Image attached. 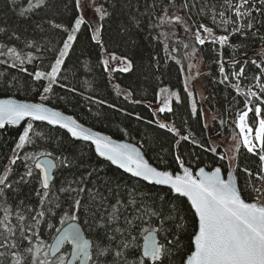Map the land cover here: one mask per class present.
<instances>
[{"label":"snow or ice","instance_id":"obj_1","mask_svg":"<svg viewBox=\"0 0 264 264\" xmlns=\"http://www.w3.org/2000/svg\"><path fill=\"white\" fill-rule=\"evenodd\" d=\"M9 3L18 17L31 20L39 16L40 22L35 25L36 28L43 31L46 24L66 38H63L58 52L46 49L55 55L48 70H40L37 65L36 70L30 72L24 65L33 63L35 57L31 49L40 51L39 47L35 41L27 40L24 47L29 51L24 53L18 50L12 46V41H19L20 36L15 30L10 32L8 28L0 27V33L8 41L0 43V57H4L0 59V65L11 61V68L27 72L30 80L40 82L37 87L43 88L40 103L0 100V129L5 125L19 124L25 118L29 121L15 142L13 155L7 157L8 165L3 166L0 173V264H167L183 247L181 235L186 232L184 221L187 217L181 215L182 209L178 205L173 204L167 196H162L157 206L155 197L134 189L127 190L128 200L124 203L118 183L112 187L105 185L108 195H103L92 179L97 175V170L89 169L83 162V156L77 160L72 158L75 153L63 155L68 151L63 141L60 145L61 155L57 156L47 151L30 153L26 150V145H35L38 140L46 138L45 134L33 128L31 121L59 125L71 137L91 141L100 157H106L133 176L157 185L170 186V192L187 197L192 215V231L187 233L191 250L186 258H182L181 264H264V0H222L219 5L210 7L205 3L197 12V20L188 15L197 7L196 3L189 4L188 0H143V10L141 0H72L71 7L66 0H26L25 5L17 4V0H9ZM180 9H184L185 13L181 14ZM200 17L209 18L213 26L199 22ZM109 24L115 25V36L110 39L118 44L123 43L128 52L117 55L116 51H109L107 42L102 38V29L107 31ZM145 27L149 30L146 38L151 37L163 45L165 64L169 60L177 65L182 63L177 59L182 45L183 59L188 61V69L199 68L194 61L197 56L201 61L204 57L197 46H205L206 42L213 45L212 51L217 55L219 51L216 45L231 48L229 37L234 34L244 38L242 44L251 38V43L258 41L261 45L260 62L251 60V64L259 69V73L253 77L257 81L258 91L249 89L244 94V110L237 111L235 115L234 125L239 132L233 146L234 155L226 157L224 153H219V161H214L218 166L211 171L206 172L199 167L193 174L191 166H185L182 155L175 157L182 175L165 170L166 164L165 169H158L145 161L135 146L114 143L109 137L92 132L71 116H65L43 103L49 100V94L54 92L53 86L59 83L61 65L65 63L64 58L69 55V49L79 33L90 30V40L100 49V63L105 71L127 73L134 68L131 49L137 44L133 36L137 31L144 32ZM178 27L189 35L190 42H170ZM220 27L225 28L226 34L214 31V28ZM253 51L256 52L255 49ZM152 59L160 63L155 56ZM113 62L116 67L111 66ZM215 62L223 75V64L219 60ZM232 62H236L235 56ZM238 67L239 72L230 74L237 79L246 72L243 63ZM184 71V67H180V74ZM199 75L197 71L196 76ZM194 79L192 75L185 77L183 92L192 101V114L204 121L203 110L197 112L194 90L188 86L189 81ZM228 80L229 75H223L220 82ZM18 83L13 81L14 85ZM27 86L31 87V84ZM60 87L65 85L60 84ZM232 87L239 91L238 85ZM161 92L168 93L162 100L163 106L159 108L161 113L173 110L169 102L171 98H175L177 103L182 101V96L176 91L164 88ZM159 96L158 93L157 98ZM98 103L104 104L105 101ZM137 119L142 117L137 116ZM212 119L215 122L217 117L213 116ZM226 123L220 118V126ZM159 127L168 128L179 135L176 128L165 123H159ZM203 127L211 143L212 135L218 133L213 132L212 124L208 122H204ZM180 139L187 141L190 137L180 136ZM192 143L205 151L217 153L216 146L206 147L204 142L195 139ZM241 150L258 157V170L240 168L238 163L234 164ZM226 159L229 167L226 169L227 179H224L222 170L225 169L223 161ZM233 167L236 168L235 173ZM21 168L23 171H20ZM73 168L82 174L57 186L53 180V169L67 171ZM240 180L243 183L238 186ZM111 183L108 182L109 185ZM30 185H35L32 196L37 203H26L23 199L15 202L17 194ZM110 199L114 203H110ZM129 206L133 210L126 214ZM57 217L59 227L54 222ZM122 218L123 224L120 223ZM82 224L92 230L93 239L86 238ZM145 224L147 227L143 226ZM46 229L52 230L51 244L44 239ZM139 235L144 236L142 246L138 244ZM157 236H160L159 240ZM170 236L172 239H169Z\"/></svg>","mask_w":264,"mask_h":264},{"label":"trees","instance_id":"obj_2","mask_svg":"<svg viewBox=\"0 0 264 264\" xmlns=\"http://www.w3.org/2000/svg\"><path fill=\"white\" fill-rule=\"evenodd\" d=\"M66 2L69 7L72 6V0H66ZM178 2H182V0H178ZM188 2L189 4L196 3L197 7L192 9L188 15H191L193 20H197V12L201 6L205 3L209 7L213 4L219 5L222 0H188ZM17 4L25 5L26 0H17ZM141 10H143V0H141ZM180 12L184 14L185 10L180 9ZM39 22V16L33 17L31 20L18 17L9 0H0V27H6L10 32L15 30L20 36L19 41L13 39L12 46H16L18 50H23L26 53L29 49L24 47L25 42L33 40L40 49V51L31 49L35 59L32 64L24 65L30 72H34L37 65L40 70L48 69L55 55L53 51H46V49H55L58 52L63 43V38H66L61 33L50 29L46 24L43 25L44 30L41 31L35 27ZM199 22H203L209 27L213 26L212 21L206 17H200ZM106 28L107 31L102 29V38L107 42L109 51H116L117 55L128 52V48L123 43L118 44L110 39V37L115 36V25L109 24ZM148 31L145 27L144 32L137 31L133 36L137 44V47L131 49L134 57V68L127 73L105 71L103 64L100 63V49L95 42L90 40V30L79 33L78 39L73 42L72 48L69 49V55L64 58L65 63L61 65L59 83L53 86L54 92L49 94L50 98L45 102L74 115L78 120L95 129L106 132L113 137L124 138L139 144L146 158L157 167L165 169L166 164V169L175 172L180 168L175 157L182 155L186 165L191 166L192 169L200 166L212 168L218 165L214 161H219V153L225 154V149L220 143L214 144L212 137L211 143H209V134L204 131L203 127L204 121L199 120L198 115L192 114L191 101L183 92L184 73L180 74L179 72L180 67H184L182 45L181 52L177 56V59H180L182 63L177 65L175 61L169 60L165 64L163 45L157 40H152L151 37L146 38ZM214 31L219 34H226L224 27L214 28ZM229 40L232 45L231 48L228 46L219 48V45H216L219 55L212 51L213 45L211 43L206 42L205 46H197L198 50L202 52L204 57L202 62L206 67L201 80L205 99L197 102V112L199 113L201 104L210 109L214 108L218 118L215 122L212 120L208 123L212 124L213 132L218 134L212 136L226 140L234 137L235 132H237L234 125L236 112L244 110L245 92L241 88L247 87L248 90L258 91L257 81L253 77L259 73V69L251 64V60L256 59L258 63L261 60V45L258 41L253 44L249 38L242 44L241 41L244 38L235 34L230 36ZM7 42L4 34L0 33V43ZM170 42L179 44L180 41L171 38ZM253 49L256 50L255 53ZM237 53L239 55H236ZM154 56L156 60L160 61L159 64L152 59ZM233 56H235V63L232 62ZM0 59H4V57H0ZM216 60H219L224 66L223 75H229V80L224 83L220 82L223 75L219 71ZM10 63L11 61L9 64L0 65V96L38 100L43 92L42 87H37L40 82L31 81L27 72L22 73L18 69L11 68ZM240 63L244 64L246 72L244 76L237 79L230 74L239 72L238 64ZM4 77L7 79L5 80ZM13 81H19V83L14 85ZM44 83L46 84V81ZM27 84H31V87H28ZM60 84L65 85V87H60ZM232 85H238L239 91ZM164 88L179 93L182 96V101L177 103L175 98H171L170 104L173 110L161 113L159 110L154 111L152 106L157 101L158 92ZM71 89H75V91H71ZM126 93H131V95ZM100 100L105 101V103H98ZM109 105H115V107H109ZM121 109L123 111H120ZM137 116L142 117V119H137ZM220 118L226 120L227 123L220 126ZM158 122L176 128L179 135L170 132L168 128H160ZM28 123L29 121L18 127L5 125L3 129H0V173L3 171V166L8 163L7 157L11 156L19 134L23 132ZM31 123L33 128L37 132L45 134L46 138L38 140L35 145H26V150L30 153L47 151L52 152L53 156H57L61 155L60 145L63 141L64 148L68 149V151L63 152V155H68L69 152L75 153L72 158L77 160L83 156V162L88 168L97 170V175H94L92 179L96 181V187L103 195H108V189L105 185L112 187L118 183L121 199L124 203H127L128 200L127 190L134 189L138 193L143 192L155 197L157 206L160 202L159 198L162 196H167L173 204L178 205L182 209L181 215L187 217L184 221L186 232L181 235L183 247L167 264H181L182 258H185L191 250L187 233L192 231V215L191 207L185 198L173 194L169 188L146 183L119 170L108 161L99 158L89 143L71 138L67 132L60 128L51 127L42 122ZM180 136H189L190 139L184 141L180 139ZM193 139L204 142L206 147L216 146L217 153L199 148L192 143ZM223 163L225 169L222 171H226L229 167L227 159ZM235 163H238L240 168L248 167L254 171L258 170L259 167L258 157L247 153L246 150L240 151L238 161H234ZM233 170L235 173L236 168L233 167ZM20 171L23 169L21 168ZM80 174L82 172L76 168L67 171L54 169L53 180L59 186L65 180H71ZM109 181L112 182L111 185L108 184ZM241 183H243L242 180L238 181V186ZM89 186L92 185L89 184ZM34 188L35 185L25 186L17 194L15 202L23 199L26 203H37L35 197L32 196ZM30 197L31 199H29ZM109 202L114 203V200L110 199ZM145 203L150 204L151 202L145 201ZM132 210V206H129L126 214H130ZM58 220L59 217L54 222L59 227ZM120 223L123 224V218ZM143 226L147 227L146 224ZM42 227L46 228L43 225ZM82 229L89 239H93L92 230L87 225L82 224ZM52 235V230L46 229L44 239L47 244L52 241ZM157 238L159 240L160 236ZM169 239L172 237L170 236ZM142 240L143 235H139V245L142 244Z\"/></svg>","mask_w":264,"mask_h":264},{"label":"rangeland","instance_id":"obj_3","mask_svg":"<svg viewBox=\"0 0 264 264\" xmlns=\"http://www.w3.org/2000/svg\"><path fill=\"white\" fill-rule=\"evenodd\" d=\"M173 40H177V41H184V42H190V37L189 35H186L183 28L182 27H178L176 28L175 30V36L172 37ZM63 45V43H62ZM61 45V47H62ZM195 63H198L199 64V68H192V69H188V61L187 60H184V79L185 77L189 76V75H192L195 77L194 81H189V87L190 88H193L194 90V101L197 105V102L198 101H201V97H204L205 96V91H204V88H203V85H202V75L203 73L205 72V64L200 60L199 56L196 57V60L194 61ZM112 67H116L117 65L115 64V62L112 63L111 65ZM49 69V68H48ZM46 69V70H48ZM199 71L200 75L199 76H196V72ZM47 83V81H46ZM242 91H244L245 93L248 91V88H241ZM160 94L159 98H157V101L154 105H156L158 108L162 107L163 104H162V100L168 95L167 92H161L159 91L158 92ZM43 94V92H42ZM41 94V95H42ZM41 95L40 97L38 98V101L42 102L41 101ZM191 101V100H190ZM170 102V101H169ZM191 104H192V101H191ZM203 110L204 112V122H210L212 121L213 119V116H216L218 118V115L216 113V110L214 108L210 109L208 108L207 106L205 105H202L200 106V110ZM238 132L239 130L237 129V132H235V135L234 137H232L231 139H222V138H218V137H214L212 136V139H213V143H220L222 144V146L224 147L225 149V155L227 157H232L233 155V146L234 144L236 143V137L238 135ZM15 148V147H14ZM13 155V152L12 154ZM8 165V163H7Z\"/></svg>","mask_w":264,"mask_h":264},{"label":"water","instance_id":"obj_4","mask_svg":"<svg viewBox=\"0 0 264 264\" xmlns=\"http://www.w3.org/2000/svg\"><path fill=\"white\" fill-rule=\"evenodd\" d=\"M4 99H13V100H17V101L25 102V103H40V101H38V100H26V99H22V98H17V97H15V96H0V100H4ZM43 103H45V105H46L47 107H49V108H53V109L56 110V111H60V112H61L63 115H65V116H71L74 120L77 121V123L83 125V127H85V128L90 129L92 132H99V133H101V135H104V136L109 137L114 143H118V144H130V145L135 146V147L140 151V153H141V155H142V157H143V159H144L145 161H147L150 165H152V166H154V167H157V166H155L154 164H152V163L146 158V156L144 155V152H143V150H142V148H141V146H140L139 144H137V143H135V142H133V141H130V140L124 139V138H116V137H113V136L109 135V134L106 133V132H103V131H100V130H98V129H95V128H93V127H91V126H89V125H87V124L81 122V121L78 120L75 116H73L72 114H70V113H68V112H65V111L61 110L60 108H57V107H55V106H52V105L48 104L47 102H43ZM26 121H28V118H25L24 120L20 121L19 124L11 125V126H16V127H18V126L24 124ZM32 122H42V123L47 124L48 126H51V127H57V128H60V129L64 130L65 132H67L66 129L61 128L59 125H49V124L47 123V121H32ZM67 133H68V132H67ZM68 135L71 137L70 133H68ZM71 138H73V139H75V140H79V141H83V142H87V143H89V144L92 146L93 151L95 152V145H93V144L91 143V141H84V140H82L81 138H74V137H71ZM95 154H96L99 158L108 161L111 165H113L114 167L118 168L119 170H121V171H123V172H125V173H127V174H129V175H131V176H133L131 173H128V172H126L124 169L120 168L119 165L112 164L111 161L107 160L106 157H100V156L98 155V153H96V152H95ZM41 158H42V157H41ZM185 166H187V165H185ZM216 166H218V165H216ZM216 166H214V167H216ZM200 167H203V168L205 169L206 172L211 171V170L214 168V167H212V168H206L205 166H200ZM157 168H158V169H163V168H160V167H157ZM198 168H199V167H198ZM198 168L193 169V174H195V172L198 171ZM53 170H54V169H53ZM165 170H169V169H165ZM232 170H233V169H232ZM169 171H171V170H169ZM171 172H172V171H171ZM233 172H234V170H233ZM173 173H174V174L179 173V174H181V175L183 174L182 169H180V168H179V170H177V171H175V172H173ZM133 177H135V176H133ZM222 177H223L224 179H227L226 171H225V172L222 171ZM135 178L144 181L141 177H135ZM144 182L149 183V184H154V183H150V182H148V181H144ZM155 185H157V184H155ZM159 186H163V187H166V188H169V189H170V186H167V185H159ZM172 193H173V192H172ZM173 194H175V195H179V194H176V193H173ZM179 196H180V195H179ZM181 197L185 198V199L187 200L188 204L190 205V201H188L187 197H184V196H181ZM190 207H191V205H190ZM65 226H66V225H65ZM86 238H88V237H86ZM157 239H158V238H157ZM51 243H53V240L50 242V244H51ZM143 243H144V236H143V240H142V244H141V246L143 245ZM189 253H190V252H189ZM189 253H188V254H189ZM188 254H187V255H188ZM187 255H186V257H187ZM186 257H185V258H186Z\"/></svg>","mask_w":264,"mask_h":264},{"label":"bare ground","instance_id":"obj_5","mask_svg":"<svg viewBox=\"0 0 264 264\" xmlns=\"http://www.w3.org/2000/svg\"><path fill=\"white\" fill-rule=\"evenodd\" d=\"M74 116V115H73Z\"/></svg>","mask_w":264,"mask_h":264}]
</instances>
